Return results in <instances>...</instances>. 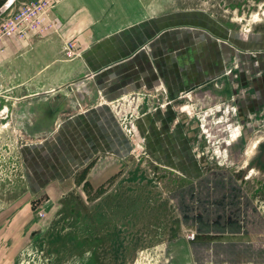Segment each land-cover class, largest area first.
Segmentation results:
<instances>
[{"label": "crops", "instance_id": "obj_1", "mask_svg": "<svg viewBox=\"0 0 264 264\" xmlns=\"http://www.w3.org/2000/svg\"><path fill=\"white\" fill-rule=\"evenodd\" d=\"M20 1L0 0V20ZM179 18L150 17L141 0H57L47 19L54 27L1 44L0 114L17 136L32 138L35 182L96 192L94 248L99 256L106 245L122 252L104 264H264L261 211L228 213V225L197 229L184 221L176 188L162 192L157 179L127 174L132 142L108 101L144 89H163L167 103L160 108L147 98L143 106L148 152L157 164L201 171L175 104L196 89L202 97L223 94L230 44L213 26H180ZM73 36L82 53L69 59L64 46ZM134 181L148 192L134 191ZM137 242L138 254L127 256Z\"/></svg>", "mask_w": 264, "mask_h": 264}, {"label": "rangeland", "instance_id": "obj_2", "mask_svg": "<svg viewBox=\"0 0 264 264\" xmlns=\"http://www.w3.org/2000/svg\"><path fill=\"white\" fill-rule=\"evenodd\" d=\"M25 1L27 0H21L18 5L21 6ZM51 1L54 7L57 0ZM141 1L143 7L148 8L150 17L179 14L180 26L191 24L194 28L206 24L213 26V32L217 35L224 37L227 34L225 37L230 44L229 63L232 67L253 64V53L264 51V0ZM175 24L178 23L175 21ZM160 92H163V89H144L139 90L137 92L139 95L132 98L129 103L120 99L121 97L110 101L109 106L115 108L113 103H118L117 110L120 109L121 114L126 113L133 124L132 151L127 159L130 169H127V174L131 171L133 176L157 179L156 183L163 188L160 190L170 193L178 185L188 186L190 181L186 176H202L205 175L204 170L208 172L212 171L211 167L216 168L218 173L215 175L243 176L244 180L239 181L242 182L244 193L252 196L254 204L257 203L264 214V170L252 165L243 173H239L255 157L257 152L254 147L255 141L264 135V131L256 134L255 130L251 134L252 137H248L251 139L250 146L244 153H240L233 141L238 136L240 128L226 138L230 141L229 146L225 143L224 135L220 134L222 130L214 131L218 133L213 134L209 130L207 134L210 136L205 138L200 128L196 138L198 141L195 143L196 159L200 166L202 163L205 166L206 162L209 164L205 168L201 166V173L196 171L195 174L194 171L185 169V164L181 169L157 164L153 154L146 148L148 139L141 130L139 120L147 98H152L157 106L165 108L167 103L161 98ZM190 96L191 100L183 98L181 105L175 104L182 117V124L184 122L183 126H188V122L197 112L201 113V117L211 112L209 104L204 106L203 101L198 100L194 93ZM220 113L216 117L219 118ZM117 119L120 123L119 118ZM216 119L210 121L213 122L212 125H217L216 128L223 126L224 120ZM31 139L17 136L12 129V123L3 119L0 114V264H99L101 261L98 259V250L94 248L96 217L93 199L96 192L94 193L90 187L83 192L80 187L68 182L62 185L55 182L46 187L35 182L31 175V172L35 171V166L28 152ZM200 141L204 142L203 147ZM211 171L207 174L213 176ZM135 182L139 181L132 184L134 191L148 192L147 185H142L145 188L140 190V186ZM251 209L254 210L253 207ZM139 245L140 242L136 244L137 248L128 250L127 256L137 255L140 251ZM106 246L101 249L100 264H104L103 258L122 255L120 249L116 250L113 247L110 250V246ZM95 253L97 263L94 262Z\"/></svg>", "mask_w": 264, "mask_h": 264}, {"label": "flooded vegetation", "instance_id": "obj_3", "mask_svg": "<svg viewBox=\"0 0 264 264\" xmlns=\"http://www.w3.org/2000/svg\"><path fill=\"white\" fill-rule=\"evenodd\" d=\"M252 59L253 64L230 67L224 72L223 76L226 81L223 84L222 95L216 91H207L202 97L201 91L192 90L197 99L203 101L204 106L208 104L211 106V112L208 113L209 115L205 113L202 117L201 113L197 112L194 114V118L188 122L185 133L190 144L195 145L198 141L196 138L201 128L203 132L201 133L205 138L210 136L207 134L209 130L212 134L218 133L214 131L222 130L220 134L224 135L226 140L224 141L228 145L230 141L226 138L233 135L237 128H240L238 136L233 141L237 144L238 152L244 153L250 146L251 139L248 137L255 130H257L256 134L264 131V51L254 52ZM192 92L189 91V93ZM186 96H180L178 99L180 102L183 98L191 100V96H187V98ZM219 113L220 117L218 118L216 116H219ZM215 119L224 120L223 129L222 125L219 128H216L217 125H212L213 122L210 121ZM200 145L203 147L204 142H201ZM254 147L257 151L255 157L248 163V166L242 168L244 169L242 172L239 171L240 174L252 165L264 170V135L257 142L255 141ZM183 165L182 163L181 166ZM208 165L206 162L205 166ZM201 166L205 168L203 163ZM211 169L213 176L208 175L210 171L205 170V175L202 176H186V179L190 181L189 185L182 186L181 184L175 189L179 196L178 203L181 210L184 211L186 223L197 227V229L224 227L228 225L222 218L225 214L237 215L244 209L252 207L254 210L260 211L257 203L254 204L252 196L244 193V189L241 187L242 182L239 180L243 181V176L215 175L218 170L212 167ZM187 194L191 197L189 205L185 201ZM188 211L191 213L189 214ZM232 225L239 226L241 221L236 220Z\"/></svg>", "mask_w": 264, "mask_h": 264}, {"label": "built area", "instance_id": "obj_4", "mask_svg": "<svg viewBox=\"0 0 264 264\" xmlns=\"http://www.w3.org/2000/svg\"><path fill=\"white\" fill-rule=\"evenodd\" d=\"M53 2L51 0H27L19 8L11 11L0 20V46L4 39L16 36L18 38H28L31 34L43 33L48 28L54 27V23L47 22L48 16L52 10ZM65 55L67 58L72 59L81 55V44L78 37L71 38L65 42L64 46ZM138 93L129 94V96H122L120 99L123 101H131ZM118 100V99H117ZM116 100V101H117ZM133 100V99H132ZM112 101V100H111ZM111 102L108 101V105ZM112 109L116 117L119 118L120 125L128 136L129 141H132L133 124L131 118L125 113L121 114L118 103H113ZM130 112V110H129ZM132 115V113H131ZM196 233L189 232L188 238L194 239Z\"/></svg>", "mask_w": 264, "mask_h": 264}]
</instances>
